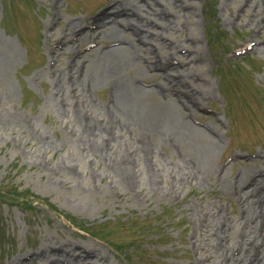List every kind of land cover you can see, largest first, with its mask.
<instances>
[{
	"label": "rangeland",
	"instance_id": "obj_1",
	"mask_svg": "<svg viewBox=\"0 0 264 264\" xmlns=\"http://www.w3.org/2000/svg\"><path fill=\"white\" fill-rule=\"evenodd\" d=\"M113 1L58 0L60 19L49 22L52 0H0V48L8 54L0 61V264H42L32 253L40 245L65 240L97 246L110 264H197L198 259L208 264L215 245L205 236L206 226L192 230L195 216L203 220L209 202L224 206L234 223L241 215L226 189L217 195V189L193 181L169 182L167 192L146 182L127 186L109 173L104 157L81 141L80 126L57 86L64 67L76 71L73 63L65 65L71 50L64 44L56 48L57 34L67 27L66 19L90 26ZM152 1L138 2L148 20L143 24L148 43L139 40L140 33L128 37L160 55L170 51L163 46L177 45L176 55L166 54L172 56V66L164 69L175 80L198 65L188 81L203 84V103L192 107L182 94L185 102L180 104L185 111L187 105L192 108L194 125L218 133L216 173L229 178L257 167L264 170V0ZM154 7L159 9L154 12ZM191 35L199 39L203 60L188 65V57L197 54L184 41ZM88 45L80 44L79 53ZM160 71H151L149 79H161L154 75ZM65 79L70 83L69 76ZM100 79L89 98L90 104L102 106L110 87ZM174 81L171 85L179 88ZM184 151L186 158L195 155L185 146ZM155 152L169 162L183 155V144L160 139ZM257 177L259 183L251 185L264 193V171ZM194 211L199 213L192 217ZM229 232L227 242L235 238V230Z\"/></svg>",
	"mask_w": 264,
	"mask_h": 264
},
{
	"label": "bare ground",
	"instance_id": "obj_2",
	"mask_svg": "<svg viewBox=\"0 0 264 264\" xmlns=\"http://www.w3.org/2000/svg\"><path fill=\"white\" fill-rule=\"evenodd\" d=\"M139 1L114 0L107 12L98 14L88 27L76 19L64 22L67 27L57 34L59 40L55 46L59 48L64 44L65 50H71V59L65 65L71 67L73 63L76 69L74 72L72 67H64L57 75V86H61V95L67 100V112L76 118L80 126L79 136L86 149L104 157L109 173L117 175L127 186L136 188L146 182L153 189L159 187L166 191L169 182L177 185L194 182L211 191L217 189L213 191L217 195L226 189L225 196L235 198L242 209L236 223L226 217L224 206L211 202L205 204V211L201 213L203 220L199 214L195 216L198 211L191 213L192 217L195 216L192 230L206 226L205 236L215 245L208 264H264V193L258 194L256 185H251L259 183L257 174L264 170L257 167L251 174L245 171L229 178L225 173H216L213 162L220 146L218 133L207 126L194 125L190 120L192 108L187 105L189 111H185L180 104L182 94L187 96L185 101L192 107H200L203 103V84L201 89L198 82L188 81V77H192V68L198 65L184 69L186 74H177L175 80V74L164 69L172 66V56L166 57V54L176 55L177 45L163 46L170 51L160 55L130 40L131 33H140L139 40L148 43L145 38L148 32L143 31V24L148 20L141 12L143 6L138 4ZM150 3L160 5L158 0ZM52 5L49 22L60 19L58 0H52ZM157 9L154 7L153 11ZM121 26L129 31H123ZM55 36L53 33L51 38ZM184 41L192 43L197 52L195 57H188V65L193 61L201 62L203 57L198 54L200 48L196 47L198 37L191 35ZM80 44H89L82 54L79 53ZM192 47L187 49L189 54ZM0 52V61L8 57L5 48H0ZM155 69L161 70L154 74L161 79L153 82L149 75ZM65 76H69L70 83ZM100 78L107 80L110 87L109 98L102 106L90 104L89 98V92L93 86L99 85ZM172 81L180 85V89L172 86ZM208 82V79L204 80L205 84ZM67 88H72V93ZM160 139L169 143L178 140L183 144V155H177L169 162L157 156L155 144ZM184 146L195 155L186 158ZM248 185L250 188H245ZM230 229L235 230L237 237L234 233L235 238L227 242L225 239L230 238ZM233 250H238L237 254L234 255ZM32 255L42 264L111 262L97 246L67 240L40 245ZM74 257H78L76 261ZM196 263L204 264L202 259Z\"/></svg>",
	"mask_w": 264,
	"mask_h": 264
}]
</instances>
